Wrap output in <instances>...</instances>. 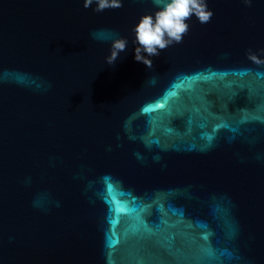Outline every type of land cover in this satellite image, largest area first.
I'll use <instances>...</instances> for the list:
<instances>
[{
    "label": "water",
    "instance_id": "water-1",
    "mask_svg": "<svg viewBox=\"0 0 264 264\" xmlns=\"http://www.w3.org/2000/svg\"><path fill=\"white\" fill-rule=\"evenodd\" d=\"M122 2L0 0V264H264V0L151 69Z\"/></svg>",
    "mask_w": 264,
    "mask_h": 264
},
{
    "label": "clouds",
    "instance_id": "clouds-1",
    "mask_svg": "<svg viewBox=\"0 0 264 264\" xmlns=\"http://www.w3.org/2000/svg\"><path fill=\"white\" fill-rule=\"evenodd\" d=\"M241 2L250 6L252 0H241ZM152 3L157 10L154 14L141 16L133 29L135 33L133 43L138 45L135 47V60L149 69L153 67L150 57L159 56L162 50L183 41L190 30L188 21L195 17L201 24H206L214 15L208 9L207 0H152ZM93 4L96 5L93 11L97 13L123 6L122 0H84L83 6L87 9ZM127 45L126 38L115 39L110 55L105 58L106 63L113 65L120 53L126 51ZM260 51L264 53V49ZM247 57L257 64L264 63V59L258 58L251 50H248Z\"/></svg>",
    "mask_w": 264,
    "mask_h": 264
}]
</instances>
